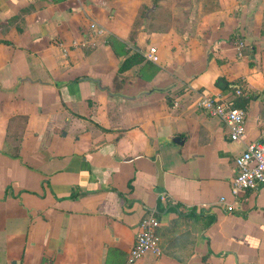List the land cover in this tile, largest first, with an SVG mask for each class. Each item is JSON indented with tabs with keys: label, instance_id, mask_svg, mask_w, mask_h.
Returning a JSON list of instances; mask_svg holds the SVG:
<instances>
[{
	"label": "crops",
	"instance_id": "0c3cea01",
	"mask_svg": "<svg viewBox=\"0 0 264 264\" xmlns=\"http://www.w3.org/2000/svg\"><path fill=\"white\" fill-rule=\"evenodd\" d=\"M237 82L230 141L197 101ZM262 133L264 0H0V264H125L149 213L134 264H264V183L230 191Z\"/></svg>",
	"mask_w": 264,
	"mask_h": 264
},
{
	"label": "built area",
	"instance_id": "2783aa9c",
	"mask_svg": "<svg viewBox=\"0 0 264 264\" xmlns=\"http://www.w3.org/2000/svg\"><path fill=\"white\" fill-rule=\"evenodd\" d=\"M89 30L90 34L81 41L82 45L94 46L95 39L106 33L105 28L95 21L89 23ZM242 46V42L238 40L236 47L240 55ZM155 51L154 47H150L144 56L151 60L154 58ZM231 86L232 92L225 97L200 92L197 106L208 115L220 118L225 123L230 141H241L246 132V112L243 108L232 106L231 98L244 95L243 85L237 82ZM234 165L236 173L230 180V191L233 198H237L241 191L256 190L264 183V133L246 144L245 149L235 157ZM217 203L223 206L226 211H232L235 208V201H228L225 196H220ZM158 227L159 220L153 213H149L141 219L125 264H134L147 253H152L156 257L161 256Z\"/></svg>",
	"mask_w": 264,
	"mask_h": 264
},
{
	"label": "trees",
	"instance_id": "16d2710c",
	"mask_svg": "<svg viewBox=\"0 0 264 264\" xmlns=\"http://www.w3.org/2000/svg\"><path fill=\"white\" fill-rule=\"evenodd\" d=\"M129 65H130V60L127 59V60H125V61L119 66V70H123V69H125L126 67H128ZM216 82H217V84H219V83H220V79H217ZM219 85H220V84H219ZM227 85H228L227 83L224 84V87H223V88L228 87ZM232 106H234V107H238L237 105H235L234 102H232ZM16 150H18L17 147H16ZM15 156H17V154H15Z\"/></svg>",
	"mask_w": 264,
	"mask_h": 264
}]
</instances>
